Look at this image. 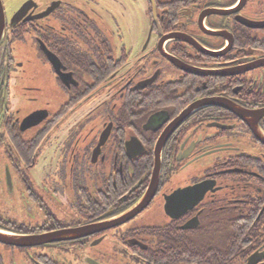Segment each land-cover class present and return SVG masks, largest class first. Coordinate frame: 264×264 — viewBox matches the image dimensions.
<instances>
[{"label": "flooded vegetation", "instance_id": "1", "mask_svg": "<svg viewBox=\"0 0 264 264\" xmlns=\"http://www.w3.org/2000/svg\"><path fill=\"white\" fill-rule=\"evenodd\" d=\"M1 3L0 264L264 261V0Z\"/></svg>", "mask_w": 264, "mask_h": 264}, {"label": "water", "instance_id": "2", "mask_svg": "<svg viewBox=\"0 0 264 264\" xmlns=\"http://www.w3.org/2000/svg\"><path fill=\"white\" fill-rule=\"evenodd\" d=\"M2 8H3V6H2L1 0H0V16H1V12L3 13ZM2 37H3V27L2 28L0 27V45H1ZM197 107H199V105H194L191 109L187 110L186 115ZM230 107L234 111H236L238 114H241L237 108L232 107V106H230ZM241 116H244V114ZM257 134L260 136L259 133H257ZM163 138L159 141V143H158L159 146L163 145V143H164ZM156 160H157V162H159V160H160L159 152H157ZM150 196L146 195L145 199L140 204L143 206L146 205L150 199L149 198ZM168 208H169V203L167 204V209ZM134 211L135 210H133L132 212H129L128 215H132V216H128L125 219H130L131 217H133L136 214ZM86 229L87 228H77V229L76 228H68V229H61L58 231L47 233L44 235L13 234V233H10V232H7V231L0 229V241L3 243H6V244H13V245H17V246H34V245H39V244H43V243H47V242L78 238L85 233ZM262 259H263V256H260V254H258V253H254L249 257L246 264H264V261H261Z\"/></svg>", "mask_w": 264, "mask_h": 264}, {"label": "rangeland", "instance_id": "3", "mask_svg": "<svg viewBox=\"0 0 264 264\" xmlns=\"http://www.w3.org/2000/svg\"><path fill=\"white\" fill-rule=\"evenodd\" d=\"M133 15L135 17L137 15V20L139 21V28L142 27V25L144 24V22H145L146 19H145V17L142 16L141 12H139L137 10V7L135 8V11L133 12ZM140 22H142V23H140ZM122 29H123V32L128 36V32H127L126 26L125 27H122ZM136 34L137 35H134L133 37L134 38L137 37L138 41H140V39H141L140 38V36H141L140 31H138ZM128 37L130 38V36H128ZM125 38H126V36H125ZM128 42H129V40H128ZM127 44H130V43H127Z\"/></svg>", "mask_w": 264, "mask_h": 264}]
</instances>
